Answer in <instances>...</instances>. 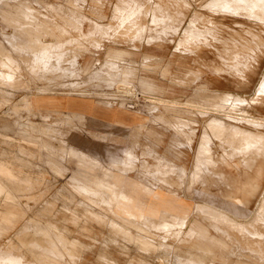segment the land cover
I'll return each instance as SVG.
<instances>
[{
	"label": "rangeland",
	"instance_id": "rangeland-1",
	"mask_svg": "<svg viewBox=\"0 0 264 264\" xmlns=\"http://www.w3.org/2000/svg\"><path fill=\"white\" fill-rule=\"evenodd\" d=\"M263 82L264 0H0V264H264Z\"/></svg>",
	"mask_w": 264,
	"mask_h": 264
},
{
	"label": "bare ground",
	"instance_id": "bare-ground-1",
	"mask_svg": "<svg viewBox=\"0 0 264 264\" xmlns=\"http://www.w3.org/2000/svg\"><path fill=\"white\" fill-rule=\"evenodd\" d=\"M241 1H243V0H241ZM245 1V0H244ZM257 11V10H256ZM38 39V38H37ZM42 41V40H41ZM263 84H264V82H263ZM263 170V169H262ZM264 172V171H263ZM264 174V173H263ZM263 174L262 173H259L251 182H249V183H247V185H243L242 187H241V189L239 190L240 191V193H239V195L241 194L242 196H240V197H242V198H248L250 195V193H252V192H255V190L257 189V187L259 186V184H260V181H261V179L263 178ZM124 200V199H123ZM68 243V242H67ZM48 244V243H47ZM68 244H70V243H68ZM40 247V246H39ZM63 247V246H62ZM44 248V247H43ZM51 248V247H50ZM44 249H46V248H44ZM48 249V248H47ZM59 249V248H58ZM33 250V249H32ZM56 251V250H55ZM41 252V251H40ZM57 252V251H56ZM62 252V251H61ZM44 254V253H43ZM68 254H69V252H68ZM39 255V254H38ZM37 255V256H38ZM42 255V254H41ZM45 255V254H44ZM43 255V256H44ZM54 256V255H53ZM46 257V256H45ZM59 261H57V263H58ZM65 263V262H64ZM52 264V263H51Z\"/></svg>",
	"mask_w": 264,
	"mask_h": 264
},
{
	"label": "crops",
	"instance_id": "crops-1",
	"mask_svg": "<svg viewBox=\"0 0 264 264\" xmlns=\"http://www.w3.org/2000/svg\"><path fill=\"white\" fill-rule=\"evenodd\" d=\"M73 109H77V108H73ZM92 109H93V111H95V110L98 111L99 113H97V116L101 117V119H104L105 121H107L111 115V112L104 111L103 109L97 108L95 106L88 109V111H89L88 115H92V112H91ZM83 111H85V110L83 109ZM85 113H86V111H85ZM120 118L127 119L128 117H120Z\"/></svg>",
	"mask_w": 264,
	"mask_h": 264
}]
</instances>
